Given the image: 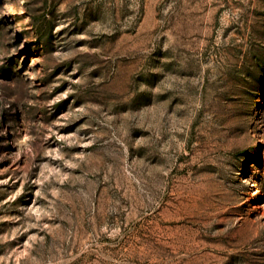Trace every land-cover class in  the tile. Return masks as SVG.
I'll use <instances>...</instances> for the list:
<instances>
[{
	"label": "rangeland",
	"instance_id": "1",
	"mask_svg": "<svg viewBox=\"0 0 264 264\" xmlns=\"http://www.w3.org/2000/svg\"><path fill=\"white\" fill-rule=\"evenodd\" d=\"M220 7L0 0V264H264V76L212 77Z\"/></svg>",
	"mask_w": 264,
	"mask_h": 264
},
{
	"label": "trees",
	"instance_id": "2",
	"mask_svg": "<svg viewBox=\"0 0 264 264\" xmlns=\"http://www.w3.org/2000/svg\"><path fill=\"white\" fill-rule=\"evenodd\" d=\"M219 15L226 12L230 26L220 37H209L200 56L211 65L216 81L226 87V93L236 90L254 98L264 76V0H217ZM218 37V38H217Z\"/></svg>",
	"mask_w": 264,
	"mask_h": 264
}]
</instances>
